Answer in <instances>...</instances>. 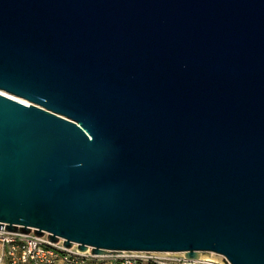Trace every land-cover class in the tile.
<instances>
[{
	"label": "water",
	"instance_id": "1",
	"mask_svg": "<svg viewBox=\"0 0 264 264\" xmlns=\"http://www.w3.org/2000/svg\"><path fill=\"white\" fill-rule=\"evenodd\" d=\"M2 228L264 264V0H0Z\"/></svg>",
	"mask_w": 264,
	"mask_h": 264
},
{
	"label": "built area",
	"instance_id": "2",
	"mask_svg": "<svg viewBox=\"0 0 264 264\" xmlns=\"http://www.w3.org/2000/svg\"><path fill=\"white\" fill-rule=\"evenodd\" d=\"M158 253V252H138ZM201 257L189 260L184 257L113 253L92 255L90 250L80 252L76 245L70 249L63 240L53 243L47 234L37 237L28 234L0 230V264H230L223 256Z\"/></svg>",
	"mask_w": 264,
	"mask_h": 264
},
{
	"label": "bare ground",
	"instance_id": "3",
	"mask_svg": "<svg viewBox=\"0 0 264 264\" xmlns=\"http://www.w3.org/2000/svg\"><path fill=\"white\" fill-rule=\"evenodd\" d=\"M9 97H11L12 99L18 100V101H20V102L27 103L26 101H23V100H21V99L15 98V97H13V96H9ZM201 257L218 258V257L215 256L214 254H207V255H203V256H201Z\"/></svg>",
	"mask_w": 264,
	"mask_h": 264
}]
</instances>
